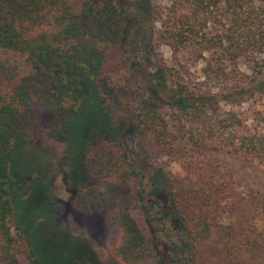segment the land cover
<instances>
[{
  "label": "trees",
  "instance_id": "16d2710c",
  "mask_svg": "<svg viewBox=\"0 0 264 264\" xmlns=\"http://www.w3.org/2000/svg\"><path fill=\"white\" fill-rule=\"evenodd\" d=\"M152 1L157 65L139 93L138 146L153 165L181 154L184 138L180 147L192 151L179 174L160 168L156 195L124 142L142 67L141 51L126 40L127 7L121 0H0V264H42L22 219L12 225L19 208L33 211L24 206L21 174V188L13 183L20 157L33 150L37 105L50 108L49 137L67 154L94 145L85 169L103 184L73 190L72 205L112 213L109 223L121 230L114 254L123 264H161L164 246L172 264H196L198 247L220 237L226 264H253L264 236V0ZM16 54L35 64L24 73ZM192 72L219 85L221 98L196 94ZM85 109L98 117L77 145L72 134ZM194 124L206 130L187 129ZM40 192L30 196L35 206L52 210L55 199Z\"/></svg>",
  "mask_w": 264,
  "mask_h": 264
},
{
  "label": "rangeland",
  "instance_id": "374dc122",
  "mask_svg": "<svg viewBox=\"0 0 264 264\" xmlns=\"http://www.w3.org/2000/svg\"><path fill=\"white\" fill-rule=\"evenodd\" d=\"M121 1L122 5L127 7L129 16V30L126 34V40L130 42L134 53L141 51L138 56L142 65L136 72L134 113L131 118L132 124L129 134L125 135L124 142L132 152L135 165L143 177L144 187L147 191L156 195V193L162 192L163 186L161 185L164 181V172L160 168L164 167L165 171L172 170L174 173L179 174L183 165H185V159L192 155V151L180 147L183 146L186 140L184 138L178 142V149L181 154L174 157L166 155L153 165L147 158L146 153L138 146L139 134L141 133V127L138 125L141 119L139 116V93L143 89L145 92V88L150 82L151 75L155 72L157 65V52L153 47L155 41L152 37L154 31L149 18L153 1ZM81 46L97 49L96 45L91 42L87 44L84 42ZM167 50L165 47L158 48V51L161 52H167ZM14 58L18 61L24 73L35 64V60L30 54H16ZM61 67L62 64H58V70ZM193 68L196 69V67ZM192 73L194 80L197 82V85L194 84L196 94H210L214 96V99L218 95L216 99L221 98L220 95L224 92L219 85L205 81L204 78L200 79L199 72ZM113 113L117 115L114 111ZM97 117V113L94 114L87 109L78 116L72 134L77 145L83 142L81 135L87 133L88 127L90 124H94ZM52 127L53 116L50 108L37 105L36 118L31 126L33 150L30 154L20 157V164L18 165L20 172L15 173L16 178L13 183L17 188H21L18 185V178L21 174L23 181L27 182L26 190H28V195L22 198L26 203L24 206H28L33 211L27 213L19 208V214L22 217H19L17 211H15L12 219L13 227L19 223L21 218L20 223L28 230L27 232L33 241L42 264H123L114 254V246L119 244L121 240V230L118 225L109 223L108 219L112 213L108 211L103 213H81L72 205L73 190L93 186L101 187L103 184L102 179L91 176L85 169L86 157L94 145H87L84 148L85 150L80 152L82 154L81 158L80 153L74 152L69 155L64 144L51 141L49 131ZM187 129H193L196 132L206 130L205 125L202 124H194L193 128L188 125ZM36 191H41L39 194L44 195L46 200L55 199V207L52 210H48V208L37 209L33 199L30 198V196H35ZM160 199L162 208L166 207L167 209L170 205L169 199L166 195L160 196ZM42 200V198L39 199L38 206L42 204ZM138 215L142 218L141 214ZM156 227L157 222L152 223V228ZM14 232H16L15 228ZM262 238L260 237L262 245L251 253L253 264H264V236ZM216 240L208 245L203 244L198 247L196 264H226L227 249L224 238L220 237ZM160 242L162 241L160 240ZM160 249L162 251L159 254V262L161 264H172L170 262V257L174 258L172 250L165 246ZM177 256L175 257L179 258V255Z\"/></svg>",
  "mask_w": 264,
  "mask_h": 264
}]
</instances>
